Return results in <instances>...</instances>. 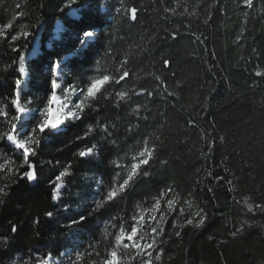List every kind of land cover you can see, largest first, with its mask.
Listing matches in <instances>:
<instances>
[{
    "label": "trees",
    "instance_id": "obj_1",
    "mask_svg": "<svg viewBox=\"0 0 264 264\" xmlns=\"http://www.w3.org/2000/svg\"><path fill=\"white\" fill-rule=\"evenodd\" d=\"M102 2L101 18L94 21L99 38L76 54L66 28L58 42L53 40L56 23H64L57 13L61 0H0V30L12 25L6 30L9 39L0 37V108L6 109L4 98L14 87L18 55L13 47L29 55L39 45L37 57L28 60L24 91L33 97V108L46 104L50 59L71 55L62 65V89L114 73L124 61L129 72L121 84L105 85L107 91L102 89L82 120L68 121L56 133L48 130L35 159L34 186L21 180L7 195L0 194V264H21L49 251L61 264H103L120 228L130 231L133 215L147 216L145 209H151L153 198L167 186L174 193L161 201L162 211L171 198L176 208L186 209V216L198 206L205 208L208 220L201 228L181 227L182 217L168 215L152 264H264V212H248L245 205L264 204V77L255 76L264 71V0H253L251 8L242 0ZM132 7L137 9L135 20L127 14ZM18 12L23 15L17 17ZM20 31L33 33L27 47L24 39L10 41ZM121 90L129 91L131 99L117 104L115 93ZM141 90L143 95L135 94ZM36 115L33 111L25 124L26 133ZM89 125L93 131L88 139L76 142ZM36 138L41 139L38 132ZM145 139L158 149L150 177L137 181L124 199L93 211L110 187L125 178L124 166ZM93 144L99 151L93 157L74 156L77 149ZM21 155L7 143L0 147V163L12 161L8 167L22 164L17 160ZM56 160L61 165L72 162L59 202L50 199L48 183L61 170L49 164ZM8 182L0 173V187ZM50 210L55 212L51 219L44 216ZM152 214L159 220V213ZM80 216L87 219L69 227ZM37 217L40 223L34 224ZM12 225L18 226L15 233ZM142 230L151 239L150 227ZM125 251L118 249V255L128 264Z\"/></svg>",
    "mask_w": 264,
    "mask_h": 264
},
{
    "label": "snow or ice",
    "instance_id": "obj_2",
    "mask_svg": "<svg viewBox=\"0 0 264 264\" xmlns=\"http://www.w3.org/2000/svg\"><path fill=\"white\" fill-rule=\"evenodd\" d=\"M243 5L246 8L253 7V0H242ZM104 7L102 0H61L57 8L58 17L64 21V26L67 30V36L71 38L73 42V52L79 54L80 51L87 46V42L99 38L98 30L94 27V21L101 18V9ZM20 8V5H17ZM119 12V9H116ZM137 9L132 7L127 10L130 19H136ZM23 15L18 12L17 17ZM11 24H5L4 30H0V37L8 40L9 35L6 30L11 29ZM33 35L30 31H20L19 33L12 34L10 41L15 44L18 40H25V47L28 46V38ZM173 39L176 38V34H173ZM12 51L16 52L18 59L13 62L14 71L16 77L14 79V87L12 88L10 97L4 98L5 108H0V128H4L5 131L0 133V147H3L5 143H11L15 149L19 150L22 155L19 159L22 164L17 165L15 168L8 167L12 161L5 159L3 163H0V173H5L8 179V183H5L3 187H0V194L7 195L8 190L13 184L19 183L21 180L27 182H34L38 180L37 165L35 159L38 156L41 140H46V133L48 130L57 129L65 121L76 122L83 119V115L86 108L92 107L93 103L99 98V95H103L102 89L107 91L105 85H119L122 81H126L129 76V72L124 67L126 61L122 62L121 67L114 73L101 74L99 78L90 80L85 86H77L75 83L68 85L67 88L62 89L60 81L64 76L62 69V63L59 58L50 59V67L48 71V95L46 104L42 107H30L33 104V97L26 96L24 94L25 84L29 81L30 76V64L28 61V54L22 51L19 47H13ZM165 67H170V62L165 60ZM255 76L264 77V71H256ZM159 79V77H157ZM161 83H163L161 81ZM72 90V99L70 102H62L61 96L58 92L61 90L68 92ZM136 95H143L141 90ZM152 95L151 92L148 93ZM171 95V94H170ZM131 96L129 91L121 90L115 93L116 103L119 104L122 101L130 100ZM35 111L38 115L34 116L35 123L31 127L30 133L18 134V125L22 114L25 112ZM134 111H138V108ZM190 123H192L190 121ZM93 131L91 125L88 126V130L83 136H77L76 142L82 139H88L89 134ZM40 134L41 139L36 138V133ZM107 135V133H105ZM26 137V138H25ZM223 139V137H221ZM215 141L210 142L209 147L214 145ZM158 151L155 144H149L145 139L142 146L136 155H134L128 165L126 176L122 182H117L115 186H111L106 196H102L99 201L94 205L93 211H99L105 204L114 202L118 197L124 199L125 195L135 186L136 182L141 179H147L151 175V169L156 161V152ZM98 147L93 144L92 146H85L77 149L74 153L75 157L79 160H84L93 157L98 153ZM163 163V162H162ZM51 166H58L61 170L57 172L49 181L51 186L50 199L53 202H59L61 200L62 189L66 185V177L72 174V162L68 161L61 165L59 160L49 161ZM117 165V168H120ZM222 180L223 177H217ZM231 183V181H229ZM211 189H209L210 191ZM174 193V189L171 186H167L158 191L156 196L151 202V209H145L149 214L133 215L131 217L130 231H125L123 227L120 228L119 233L115 235V246L111 250L107 258L104 259L103 264H123L121 256L118 255V248L122 247L125 251L124 255L128 258V264L132 260L139 258L138 264H152L153 251H155L160 243H163L162 239H159L164 235V228L162 224L166 221V217L170 214H177L183 218V224L190 225L194 228H201L206 225L208 220V213L203 207H199L197 211L190 215H185L186 209L183 207L176 208V200H166V210H161V201ZM188 205V209H191L192 203L190 200L184 201ZM245 205L248 212H255L259 210L264 212V204H251L245 201ZM67 206H65V209ZM152 213H159V220ZM92 213H89L91 215ZM55 215L54 211H45L44 216L51 219ZM87 217L80 216L76 220H72L69 227L81 223L86 220ZM115 219V218H114ZM121 221L128 219L127 217L120 218ZM34 224L40 223V218L37 217ZM115 226V225H114ZM145 226L150 227L151 239L146 238L148 233L144 230ZM173 227H176L175 221H173ZM18 230V226L12 225L11 232L15 233ZM243 228L237 229L242 231ZM180 235L179 232L176 233ZM235 235V232L233 233ZM6 246L8 241H3ZM129 252L131 255H129ZM162 252V250H161ZM160 254L155 256L156 260L160 259ZM65 256H69L70 253H65ZM79 256H77V260ZM11 264H16L15 260L11 261ZM21 264H61L54 258L51 251L49 252H37L36 255L29 257L26 260H21Z\"/></svg>",
    "mask_w": 264,
    "mask_h": 264
},
{
    "label": "rangeland",
    "instance_id": "obj_3",
    "mask_svg": "<svg viewBox=\"0 0 264 264\" xmlns=\"http://www.w3.org/2000/svg\"><path fill=\"white\" fill-rule=\"evenodd\" d=\"M65 31V27L63 26L62 23L58 22L56 23L55 25V28H54V31H53V40L55 42H58L60 40V37L61 35L64 33ZM89 42H92V40L88 41L87 43ZM39 46V45H38ZM38 46L36 48H34L33 52H31L28 60L34 58V57H37V55L39 54V48ZM70 56H68L67 58H70ZM66 58V59H67ZM66 59H63L61 61L62 65L66 62ZM62 69H64V67L62 66ZM61 69V70H62ZM27 84V83H26ZM25 84V88H24V91H26L27 89V86ZM72 90L69 89L68 92H65V91H62V94H60L58 92V95L61 96V99H62V102H70L71 99H72ZM33 113V111H30V112H25L24 114H22L21 118H20V122H19V125H18V134H23V133H26V126L25 124L27 123L28 119L30 118L31 114ZM68 121H65L64 123H62L57 129H51L49 131L53 132V133H56V132H59L61 131L64 126H65V123H67ZM26 138V137H25ZM9 144L16 152L22 154L19 150L15 149L14 146L11 144V143H7ZM97 184L99 185V181H97ZM118 249H122V247L118 248ZM117 249V250H118Z\"/></svg>",
    "mask_w": 264,
    "mask_h": 264
},
{
    "label": "water",
    "instance_id": "obj_4",
    "mask_svg": "<svg viewBox=\"0 0 264 264\" xmlns=\"http://www.w3.org/2000/svg\"><path fill=\"white\" fill-rule=\"evenodd\" d=\"M93 41V40H92ZM38 46V43L35 45V47L34 48H36ZM34 50V49H33ZM33 50L31 51V52H33ZM30 54L31 53H29V55H28V58H29V56H30ZM26 181V180H25ZM31 186H34L36 183H37V181H34V182H28Z\"/></svg>",
    "mask_w": 264,
    "mask_h": 264
}]
</instances>
